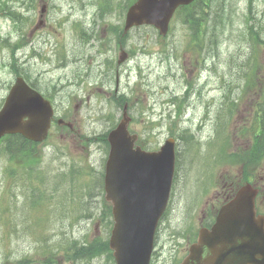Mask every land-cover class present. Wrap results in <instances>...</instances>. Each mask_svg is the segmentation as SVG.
I'll use <instances>...</instances> for the list:
<instances>
[{
    "label": "rangeland",
    "instance_id": "rangeland-1",
    "mask_svg": "<svg viewBox=\"0 0 264 264\" xmlns=\"http://www.w3.org/2000/svg\"><path fill=\"white\" fill-rule=\"evenodd\" d=\"M126 1L110 0L106 14L99 0H38L39 12L47 8L43 13L46 25L34 29L27 22L24 26L26 39L33 37L29 43L32 50H23L26 56L16 61V66L30 73L43 89L56 87L60 91L49 95L57 105L58 115L66 116L75 129L63 132L54 126L44 152L37 153L34 164L20 163L19 155L18 162L13 163L17 172L36 167L32 170H46L50 185L60 183L52 190V202L47 204V199L34 191L33 183L26 180L23 184L26 174L10 181L6 175L10 153L5 145L0 147V264H19L17 261L24 255L35 259L29 264H46L37 255L46 237L49 249L58 253L56 264L110 263L104 256L89 262L67 260L62 244L108 233L100 222L107 207L100 187L96 188L88 175L79 176L77 182L71 175L91 170L89 165L94 167L93 176L103 171L108 150L101 135L122 113L118 100L123 95L133 116L130 128L138 133L145 148H158L167 137L176 140L178 161L172 197L169 212L160 223L154 264L172 263L175 248L184 242L185 233L197 230L208 204L216 203L226 192L223 179L239 182L246 175L264 185V153L255 161L248 160L246 153L250 152L253 136L241 133L247 129L251 135L261 127L256 116L264 101V44L256 43L255 34H250L248 28L253 25L260 31L264 27V0L255 1L252 20L247 18V0H225L227 7L234 10L222 13L224 27L222 23V27L215 24L218 22L214 16L219 11L208 0L209 8L197 14L205 38L191 48V30L179 13L163 40L152 28L136 26L124 43L128 59L118 67L120 50L115 47V36L107 35L105 27L110 32L112 25L124 20ZM204 10L207 20L201 16ZM24 13L31 17V12ZM11 30L9 21L0 20V34L5 39ZM215 36L214 41L210 40ZM216 42L220 44L219 55H214L217 46L212 48ZM63 60L66 65L60 67ZM12 63L13 56L4 50L3 56L0 54V105L16 78ZM188 82L202 93L206 91L212 99L209 107L202 98L197 100L199 103L194 98L187 108L188 96L184 98L181 93ZM174 93L181 96L176 98ZM223 93L227 97L222 103ZM218 134L221 135L216 138ZM227 155L230 157L226 162ZM80 192L78 201L75 198ZM260 206L264 212V201ZM46 207L51 209L47 212ZM44 216L45 227L39 232L37 221ZM174 230L184 234H174ZM7 252L12 262H7Z\"/></svg>",
    "mask_w": 264,
    "mask_h": 264
},
{
    "label": "water",
    "instance_id": "water-1",
    "mask_svg": "<svg viewBox=\"0 0 264 264\" xmlns=\"http://www.w3.org/2000/svg\"><path fill=\"white\" fill-rule=\"evenodd\" d=\"M192 0H137L129 9L126 29L141 23L166 33L175 8ZM49 103L19 80L0 112V137L20 132L41 140L49 127ZM44 113V114H43ZM29 116L28 120H24ZM127 120H125L126 122ZM125 122L110 134L111 158L106 174L107 197L115 201V227L111 237L116 264H149L159 215L165 208L174 168L170 140L160 151L133 149ZM118 179V184H117ZM249 186L225 208L222 221L201 235L182 264H264L263 217H256L254 193Z\"/></svg>",
    "mask_w": 264,
    "mask_h": 264
},
{
    "label": "trees",
    "instance_id": "trees-1",
    "mask_svg": "<svg viewBox=\"0 0 264 264\" xmlns=\"http://www.w3.org/2000/svg\"><path fill=\"white\" fill-rule=\"evenodd\" d=\"M189 18L191 19L192 23H196L194 16H189ZM194 30L197 31L196 37H201L199 29L195 28ZM254 34L256 38V43L264 44V36L260 35L259 32ZM6 140L12 143L11 145L8 144L7 147V152L10 153V156H8L10 163L7 165V170L13 171V167H14L13 163L18 162V155L19 158L21 159V162L22 163L24 162V164L32 165L35 163V161L38 158V154H37L38 151L35 145L32 144V142L18 135H13ZM17 141H20V144ZM34 168L27 167L26 170L27 172L32 173L33 171L31 169ZM102 253H106L109 257L112 258L108 241L106 239L97 238L94 240V242L88 244L87 246H83L79 248L77 250V253L72 256L74 258L76 257L92 258Z\"/></svg>",
    "mask_w": 264,
    "mask_h": 264
},
{
    "label": "flooded vegetation",
    "instance_id": "flooded-vegetation-1",
    "mask_svg": "<svg viewBox=\"0 0 264 264\" xmlns=\"http://www.w3.org/2000/svg\"><path fill=\"white\" fill-rule=\"evenodd\" d=\"M111 34H113V35L115 36V40H113L115 46L118 45L119 48L123 47V42H124V40H125L126 38H121V37H120V38H117V33H116V32H111ZM102 45H105V43H103ZM233 188H234V189H233ZM229 189H231L230 191H234V190H235V185H234L233 183H231V184L229 185L228 190H229ZM207 223L209 224V221H208Z\"/></svg>",
    "mask_w": 264,
    "mask_h": 264
},
{
    "label": "bare ground",
    "instance_id": "bare-ground-1",
    "mask_svg": "<svg viewBox=\"0 0 264 264\" xmlns=\"http://www.w3.org/2000/svg\"><path fill=\"white\" fill-rule=\"evenodd\" d=\"M259 130V129H258Z\"/></svg>",
    "mask_w": 264,
    "mask_h": 264
}]
</instances>
